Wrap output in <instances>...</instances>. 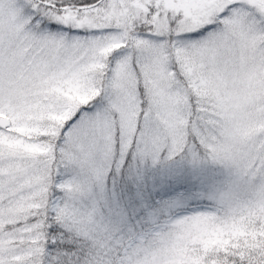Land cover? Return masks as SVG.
Wrapping results in <instances>:
<instances>
[{"label":"snow or ice","instance_id":"obj_1","mask_svg":"<svg viewBox=\"0 0 264 264\" xmlns=\"http://www.w3.org/2000/svg\"><path fill=\"white\" fill-rule=\"evenodd\" d=\"M0 264H264V0H0Z\"/></svg>","mask_w":264,"mask_h":264}]
</instances>
